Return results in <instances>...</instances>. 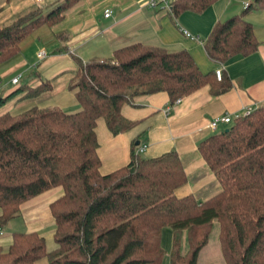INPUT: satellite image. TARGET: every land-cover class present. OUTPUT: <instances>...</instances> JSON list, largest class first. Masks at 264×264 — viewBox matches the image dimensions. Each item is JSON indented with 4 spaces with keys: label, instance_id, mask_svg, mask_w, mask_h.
Wrapping results in <instances>:
<instances>
[{
    "label": "trees",
    "instance_id": "trees-1",
    "mask_svg": "<svg viewBox=\"0 0 264 264\" xmlns=\"http://www.w3.org/2000/svg\"><path fill=\"white\" fill-rule=\"evenodd\" d=\"M78 1L61 0L45 13L35 7L0 24V64L19 52L27 36L59 23ZM216 1L174 0L169 17L201 14ZM255 8L264 10V0H253L212 27L202 43L210 62L223 65L256 51L253 26L245 20ZM72 60L67 90L79 111L31 108L0 116V229L24 202L55 187L63 193L49 205L54 250L47 253L36 233H13L8 248L0 249V264H34L41 258L48 264H156V237L163 228L173 234L170 264H196L214 222L225 264H264V104L198 143L219 193L204 202L190 195L176 198L174 191L186 179L172 151L145 159L132 142L128 164L101 176L96 121L102 119L112 136L125 133L135 122L122 118L120 108L132 98L165 93L172 105L203 87L218 96L229 89L226 77L216 81L213 72L201 74L184 50L138 44L116 50L107 61ZM49 90L47 81L20 86L0 98V107L15 95L32 99ZM183 231L187 252L181 255Z\"/></svg>",
    "mask_w": 264,
    "mask_h": 264
},
{
    "label": "crops",
    "instance_id": "crops-1",
    "mask_svg": "<svg viewBox=\"0 0 264 264\" xmlns=\"http://www.w3.org/2000/svg\"><path fill=\"white\" fill-rule=\"evenodd\" d=\"M60 1L0 0V24L35 7L45 13ZM167 1L171 3L174 0ZM243 4L251 6L253 1L218 0L201 14L184 12L171 18L165 9L147 8L143 0H80L63 13L59 23L41 27L27 36L20 43L19 52L0 64V98L20 87L10 84L16 76H20L21 82L26 75L25 86L29 88L36 87L40 81L50 84L48 92L32 99H24L23 93L15 95L0 108V116H15L31 108L56 107L65 113L79 111L73 92L67 90L75 71L72 58L83 63L107 61L116 50L135 44L169 52L184 50L201 74L220 69L229 89L212 96L208 87H203L174 105H169L165 93L134 97L130 105L121 106L120 115L135 122V126L116 136H112L103 120L98 119L94 129L96 155L100 163L98 173L104 176L125 167L132 142H135V150L139 145L146 146L142 153L145 159L172 151L177 155L186 179L185 184L174 191V196L183 198L190 195L197 202H204L219 193L220 187L199 156L197 145L228 126L220 124L211 131L208 123L215 118L242 115L246 108L253 110L264 104V10L255 8L245 15V20L253 26V35L258 43L253 54L235 56L223 65H217L207 59L202 48L212 27L240 14ZM106 10L110 15L103 18ZM58 34H63L62 40L55 38ZM40 43L46 49L41 50ZM39 51L45 52L46 58L37 62L35 55ZM5 81L7 83L3 87ZM62 194V189L55 187L24 202L17 216L0 229V249L5 251L8 248L13 233H36L43 239L47 253L54 250V221L49 205ZM4 229L11 233L10 237H4ZM217 237V224L212 223L207 244L199 251L196 264H225ZM172 238L169 228L160 230L156 237L160 250L156 264H170ZM179 252L181 255L187 252L184 231L179 238ZM34 264H48V261L41 258Z\"/></svg>",
    "mask_w": 264,
    "mask_h": 264
},
{
    "label": "built area",
    "instance_id": "built-area-1",
    "mask_svg": "<svg viewBox=\"0 0 264 264\" xmlns=\"http://www.w3.org/2000/svg\"><path fill=\"white\" fill-rule=\"evenodd\" d=\"M36 1L37 2H41L42 0H36ZM143 2H144V5L147 8H150V9H159L160 8V9H165V10L168 11L170 9V7H171V3L168 2L167 0H143ZM247 6H248V4H243V9L247 8ZM109 15H110V12L108 10L103 12V18H107V17H109ZM185 35L187 37H189V34L185 33ZM45 58H46V53L43 52V51H39L35 55V59H36L37 62L42 61ZM213 73H214V77H215L216 81H219L220 78H221V75H222L220 69H216ZM19 77L20 76H16V77L12 78L10 80V84L12 86L17 85L18 82H19ZM177 103H178V100H176L172 105L177 104ZM251 112H252V109L246 108L242 115H235L233 117L224 116V117H221V118H215V119L211 120L208 123V128L211 131H215L218 125H220V124L221 125H228L233 120L238 119L239 117H244V116L248 115ZM145 147L146 146L144 144L139 145L137 147V149H136V153L137 154H142L144 152V150H145ZM0 235H1V230H0Z\"/></svg>",
    "mask_w": 264,
    "mask_h": 264
},
{
    "label": "rangeland",
    "instance_id": "rangeland-1",
    "mask_svg": "<svg viewBox=\"0 0 264 264\" xmlns=\"http://www.w3.org/2000/svg\"><path fill=\"white\" fill-rule=\"evenodd\" d=\"M251 1H253V0H251ZM41 45H42V43H40V45H39V46L42 48L41 50L46 49L45 46H41ZM47 50L49 51L50 49L47 48ZM26 77H27L26 75L23 77V79L21 80V82L18 83V86H25V85H26V81H25V78H26ZM6 83H7L6 81L3 82L2 86L5 87ZM9 88H12V87L9 86ZM60 100H61V99H60ZM62 100H63L64 102H66V99H65V98H62ZM0 108H1V107H0ZM140 156L143 157L142 154H141ZM213 224L215 225V223H213ZM1 233H2V232H1ZM4 233H5V236H4V237H7V238L10 237V234H11V233H7L5 229H4Z\"/></svg>",
    "mask_w": 264,
    "mask_h": 264
},
{
    "label": "water",
    "instance_id": "water-1",
    "mask_svg": "<svg viewBox=\"0 0 264 264\" xmlns=\"http://www.w3.org/2000/svg\"><path fill=\"white\" fill-rule=\"evenodd\" d=\"M226 131V130H225Z\"/></svg>",
    "mask_w": 264,
    "mask_h": 264
}]
</instances>
